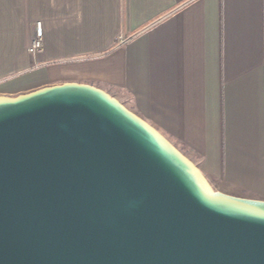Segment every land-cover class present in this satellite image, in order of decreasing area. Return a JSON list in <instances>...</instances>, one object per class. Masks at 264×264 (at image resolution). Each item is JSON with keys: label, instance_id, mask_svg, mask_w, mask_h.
<instances>
[{"label": "water", "instance_id": "95a60500", "mask_svg": "<svg viewBox=\"0 0 264 264\" xmlns=\"http://www.w3.org/2000/svg\"><path fill=\"white\" fill-rule=\"evenodd\" d=\"M0 264H264V200L98 87L0 95Z\"/></svg>", "mask_w": 264, "mask_h": 264}, {"label": "crops", "instance_id": "0c3cea01", "mask_svg": "<svg viewBox=\"0 0 264 264\" xmlns=\"http://www.w3.org/2000/svg\"><path fill=\"white\" fill-rule=\"evenodd\" d=\"M66 82L116 98L214 190L264 200V0H0V95Z\"/></svg>", "mask_w": 264, "mask_h": 264}, {"label": "built area", "instance_id": "2783aa9c", "mask_svg": "<svg viewBox=\"0 0 264 264\" xmlns=\"http://www.w3.org/2000/svg\"><path fill=\"white\" fill-rule=\"evenodd\" d=\"M42 49V29L39 22H36L34 33L27 46V51L30 57L35 58Z\"/></svg>", "mask_w": 264, "mask_h": 264}]
</instances>
